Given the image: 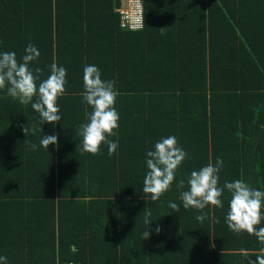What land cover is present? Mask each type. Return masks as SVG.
Instances as JSON below:
<instances>
[{
    "label": "trees",
    "instance_id": "16d2710c",
    "mask_svg": "<svg viewBox=\"0 0 264 264\" xmlns=\"http://www.w3.org/2000/svg\"><path fill=\"white\" fill-rule=\"evenodd\" d=\"M119 3L0 0V53L19 61L31 43L41 79L53 63L67 69L54 125L0 90V256L7 264H247L242 252L264 243L228 229L230 194L223 209L207 206L201 223L182 207L187 183L177 184L219 157L221 186L241 179L264 190V0H141L136 30L119 27ZM85 65L116 82L112 156L106 144L81 154L78 126L92 111L82 103ZM25 125L36 134L25 137ZM53 134L57 145L40 147ZM168 136L189 156L152 201L142 191L146 153Z\"/></svg>",
    "mask_w": 264,
    "mask_h": 264
},
{
    "label": "clouds",
    "instance_id": "9594fccd",
    "mask_svg": "<svg viewBox=\"0 0 264 264\" xmlns=\"http://www.w3.org/2000/svg\"><path fill=\"white\" fill-rule=\"evenodd\" d=\"M40 52L36 46L29 43L24 49L21 60H17L15 52L0 53V90H6L7 96L18 101L21 105L31 104L42 123L55 124L61 120L57 99L65 95L67 84V69L56 63L50 65V74L41 79L43 70L32 68L30 64L38 59ZM82 103L91 107L86 112L87 123L78 126V135L82 137L81 154L93 156L101 154V145H107L108 155L112 156L118 142L109 139L116 136L119 127V113L115 108L118 92L115 90L114 80H103L101 72L95 65H85L83 68ZM39 82V83H38ZM35 98V102H33ZM25 137L36 134V127H22ZM41 131V129H39ZM57 135L42 136L40 147L47 150L48 146L57 145ZM28 148L37 151V145L25 140ZM147 173L143 179V193L149 194L152 201H157L167 192L176 180V172L189 154L177 146L175 136L161 138L154 144V150L146 153ZM224 167L222 158H217L215 164L209 162L206 166L190 173L185 181L181 178L177 186L181 189L187 183L188 190L182 191L180 200L184 209H195L200 214L195 217L198 222L208 218L203 210L207 206L223 209L222 197L227 191L230 194L225 223L230 231L236 235L247 233L255 236L264 243V227H257L264 221V190L250 187L241 179L225 181L220 185L219 173ZM173 211H179L180 205L170 202ZM151 211L145 213L144 223L150 225ZM214 222L219 223L216 219ZM157 233L160 228L155 229ZM144 239L149 237V231L142 233ZM247 258V264H264V247L258 253L242 252ZM255 255V259H251ZM0 264H7V257L0 256Z\"/></svg>",
    "mask_w": 264,
    "mask_h": 264
},
{
    "label": "built area",
    "instance_id": "2783aa9c",
    "mask_svg": "<svg viewBox=\"0 0 264 264\" xmlns=\"http://www.w3.org/2000/svg\"><path fill=\"white\" fill-rule=\"evenodd\" d=\"M118 13L119 27L129 30H136L142 26V3L141 0H120L118 7L115 8ZM62 264H77L73 262Z\"/></svg>",
    "mask_w": 264,
    "mask_h": 264
}]
</instances>
